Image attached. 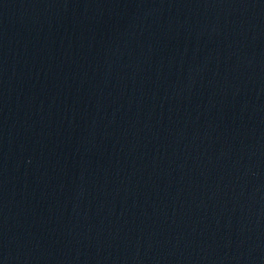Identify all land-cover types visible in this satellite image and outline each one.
Masks as SVG:
<instances>
[{
    "label": "water",
    "instance_id": "95a60500",
    "mask_svg": "<svg viewBox=\"0 0 264 264\" xmlns=\"http://www.w3.org/2000/svg\"><path fill=\"white\" fill-rule=\"evenodd\" d=\"M0 264H264V0H0Z\"/></svg>",
    "mask_w": 264,
    "mask_h": 264
}]
</instances>
